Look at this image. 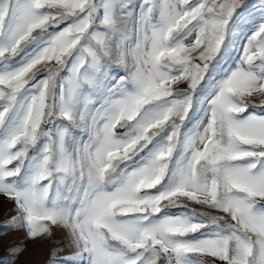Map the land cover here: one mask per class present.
<instances>
[{"label": "snow or ice", "instance_id": "snow-or-ice-1", "mask_svg": "<svg viewBox=\"0 0 264 264\" xmlns=\"http://www.w3.org/2000/svg\"><path fill=\"white\" fill-rule=\"evenodd\" d=\"M0 196L45 264H264V0H0Z\"/></svg>", "mask_w": 264, "mask_h": 264}, {"label": "rangeland", "instance_id": "rangeland-1", "mask_svg": "<svg viewBox=\"0 0 264 264\" xmlns=\"http://www.w3.org/2000/svg\"><path fill=\"white\" fill-rule=\"evenodd\" d=\"M251 23L246 25L250 28ZM247 30V29H246ZM11 208L6 199L0 196V223L7 219L6 213ZM0 232H4L0 228ZM26 244L25 251L18 258L13 260L9 249L14 245ZM50 241H25L23 231H8L0 235V264H45L48 259Z\"/></svg>", "mask_w": 264, "mask_h": 264}, {"label": "crops", "instance_id": "crops-1", "mask_svg": "<svg viewBox=\"0 0 264 264\" xmlns=\"http://www.w3.org/2000/svg\"><path fill=\"white\" fill-rule=\"evenodd\" d=\"M232 55H235V53L233 52ZM257 102H259V98H257Z\"/></svg>", "mask_w": 264, "mask_h": 264}]
</instances>
